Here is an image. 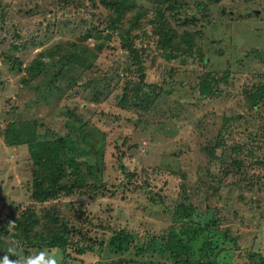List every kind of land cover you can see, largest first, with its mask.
<instances>
[{
  "label": "rangeland",
  "instance_id": "1",
  "mask_svg": "<svg viewBox=\"0 0 264 264\" xmlns=\"http://www.w3.org/2000/svg\"><path fill=\"white\" fill-rule=\"evenodd\" d=\"M138 2L141 3L140 0ZM56 8L53 0H0V196L9 194L18 203H23L26 200L25 182L31 180L28 168L47 154L53 156V164L68 170L64 165V149L40 143L55 136H67L73 132L74 126L85 123V130L96 134L95 138L104 134L103 147L100 146L102 172L93 186H74L73 193H63L48 201L70 218L75 227L83 226L89 230L96 242L95 248H101L99 252L87 249L81 254L69 249L71 264H124L119 263L122 258L170 262V257L163 254L157 244L158 252L150 249L143 255H137V248L148 235L166 234L170 226L182 235L186 227L189 230L203 227L212 216L222 217L217 224L218 231H214L217 235H210L222 247L215 264H259L260 257L264 256V179L258 183L263 189L259 190L258 201L245 193V200L236 204L237 218L232 216L236 212L235 207L225 208L231 199L215 201L218 213L214 205L209 207L206 201H201L203 193H200L202 186L199 184L198 166L202 167L208 157L201 150L205 137L198 119L202 113L209 114L203 123L214 127L216 122L220 125L227 118V127L231 125L244 134L254 133L256 122L260 120L251 117L243 96L203 98L198 95V84L204 69L229 68L240 78V82L236 81L235 87L230 89L231 95L237 94L236 86L249 85L255 78L247 72L256 73L257 69L264 68V60L260 61L256 54L245 56V52L251 49L264 55V0H218L211 6V16L208 17L211 23L203 25L204 21H199L196 28H201L203 32L206 64L197 56L183 52L158 55V43L152 45L153 39L145 24L138 26L142 33L137 29L132 31L133 35H137L134 46L144 47L140 50L144 83L154 87L152 90L155 92L151 105L146 109L138 106L139 111L142 109L140 116L118 105L116 94L121 93L125 80L123 68H128L131 61H128V53L123 49L117 33L106 36L110 31L102 28V31L93 30L92 36L85 39L86 36H79L76 27L66 30L58 21L60 16L78 19L83 12L74 14L79 10L71 7L72 12L67 10L66 14H62L57 13ZM187 28L194 29L193 26ZM177 30H184V27ZM68 35L73 38L69 39ZM148 42L151 46H147ZM15 43L19 47L11 48ZM77 46L79 56L75 63L84 70L77 74L74 68L68 69L66 75L77 74V78L71 89L58 93L52 89L51 80L73 56ZM218 48L223 53H219ZM13 60L21 64H14ZM30 61L40 64L34 77H31L34 70L31 72L28 65ZM110 71L115 79L109 77ZM98 76L111 79L113 84L107 97L92 101L87 96L91 91L86 83ZM131 79L138 86L144 85L139 82L137 69ZM237 115L241 117L237 118ZM129 117L136 119L130 121ZM24 132H34L39 143L32 146L19 143ZM72 136L75 137V134ZM256 145L261 147L255 148V154L262 153L264 144ZM73 158H78L75 159L77 167L79 165L78 173L85 171L88 164H83L86 160L84 156L73 154ZM119 164L127 172L138 174L137 180L133 181L135 187L132 183L122 187L125 180ZM166 165H171L170 171L174 173L162 171L160 175L151 174L152 168L162 169ZM142 169L149 173L150 185L157 184L158 190L162 187L161 196L165 200H152L147 191L138 187L143 176ZM217 170L218 160H214L209 172L212 174ZM178 172H182L185 178H181ZM257 174H264V169ZM182 181L194 186V189L188 190L189 202L197 209L192 221L178 213L173 217L170 212L174 202L182 201ZM73 183L77 185V181ZM0 209L5 215L2 201ZM124 228L133 232L135 242L129 250L113 253L108 242L114 231ZM224 233L228 234L227 237ZM188 234L192 238L194 258L197 259L198 248L205 241L207 232ZM79 240L84 245L89 244L87 237ZM55 249L63 259L61 251Z\"/></svg>",
  "mask_w": 264,
  "mask_h": 264
},
{
  "label": "trees",
  "instance_id": "2",
  "mask_svg": "<svg viewBox=\"0 0 264 264\" xmlns=\"http://www.w3.org/2000/svg\"><path fill=\"white\" fill-rule=\"evenodd\" d=\"M140 1L141 3L138 0H53V4H57V13L66 14L67 10H71L72 12L71 7L79 10L75 13L73 12L74 14L83 12L75 20H72L68 16L58 17V21L66 30L76 27L79 36H86L87 38L85 39L92 36L93 30L102 31V28H106L111 32H107L106 36L111 37L112 34L117 33L123 49L128 53V61H131L128 68H123L125 80L122 84L121 93L116 94L119 98L118 105L130 111V113H136L139 116L142 109L140 108L139 111L138 106L140 105L143 109H146L151 105L155 98V92L152 90L154 87L151 88L150 84L144 83L145 73L140 58V50H143L144 47L137 48L134 46V37L137 35H133L132 31L137 29L142 33L138 26L145 24L151 35L150 38L153 39L152 45L155 43L159 45L155 44L159 47L156 48L159 51L158 55L165 52H169L168 55L183 52L197 56L200 61L206 64L207 55H205L202 46L203 32L201 28H196L199 21H204L203 25L208 22L211 23V20L208 18L211 16V6L217 3L218 0H191V3H189V0ZM33 14H35L34 11ZM44 20L47 19L44 18ZM188 26H193L194 29L189 30ZM179 27H184V30L178 31ZM15 32H13L12 37H14ZM1 33L2 25L0 24ZM68 36L69 39L73 38L72 35ZM147 46H151V43L148 42ZM18 47L16 43L11 46V48L16 49ZM78 49L79 46L75 48L73 56L67 59L66 63L56 72L51 80L52 89L57 90L58 93L65 92L68 88L71 89V85L75 82L77 74L84 70V67L75 63L76 57L79 56V53H77ZM217 51L223 53L220 48ZM251 54H256V57L260 61L264 60V55L256 51V49L245 52V56H250ZM13 61L14 64H21L15 60ZM28 65L32 69L31 72L34 70L35 73L31 74V77H34L38 73L40 64L37 65L33 61H30ZM73 68L77 74L71 75V77L66 75V71L68 69L73 70ZM136 69L139 82L144 83L143 86L147 87V89L143 86H138L131 79V76L135 75ZM203 71L205 72H203L198 84L199 96L208 98L213 96L233 97L234 95H241L245 100V105L251 111V117L260 120L256 122L257 125L254 133L247 132L244 134L243 131L232 128L231 125L227 127L226 123L229 122L227 118H224L220 125L216 122L214 127L203 123L209 114L202 113L198 119L202 125L201 127L204 129L205 137V144L201 147V150L208 157L202 167L198 166L200 167V172L198 173L199 184L202 186L200 193H203L200 196V200L206 201L209 207L214 205L216 213H218L215 201L219 199H231L232 201L228 202L225 208L230 209L235 207L236 212L232 216L237 218L238 209L236 204L245 200V193L252 195L258 201L259 190L262 189L258 183H262L261 180L264 179V174H257L258 171L264 169V151L259 154H255L254 152L255 148L261 147L260 145H256L257 143L264 144V68L257 69L256 73L247 72V74L255 76L254 80L249 85H241L239 83L240 85L236 86L238 93L232 95L230 89L235 87L236 81L240 82L238 75L234 74L229 68L222 70L214 68L212 70L204 69ZM109 77L115 79L111 71ZM111 79L98 76V78L89 80L86 86L91 91L87 94L90 100L97 101L100 98L107 97L109 94L108 90H111L113 84ZM236 117L239 118L241 115H237ZM128 119L132 121L136 118L129 117ZM84 125L85 123H81L80 126H74L73 132H70L67 136H55L50 139H44L45 142L42 141L40 143L64 149L66 156L64 165L68 170H65L64 166L61 167V165L53 164V156L47 154L37 164L32 163L28 168L31 180L25 182L26 200L23 203H18L9 194L0 196V201H2L5 207L4 210H6L5 215L0 212V257L5 254L4 249L7 247V241L12 238H16L24 244L26 254L44 247L59 249L63 254V264H71L68 259L70 256L69 249H73L79 254L87 249L101 251L100 247L95 248L96 242L94 241V237L90 236L89 230L84 229L83 226L80 228L75 227L71 223L70 218L61 212L55 204L48 202L54 200L60 194L73 193L75 190H73L74 186L76 188L84 185L93 186L95 179L102 172L103 160L100 152L103 147L104 134L95 138L96 134L91 133L88 129L86 131ZM72 134H75V137ZM36 140L34 132H24L21 135L19 143L32 146L38 142ZM217 151H219L218 156L216 155ZM73 154L84 156L86 160L85 162L83 160V164H88L85 171L78 173L79 165L77 167L78 163L76 161L78 158H73ZM214 160H218V170L216 173L211 174L209 170ZM119 165L125 180L122 183V187H128L131 183L135 187L133 181L137 180L138 174L135 171L127 172L122 164ZM170 167L171 165H166L162 169L152 168L151 174L160 175L162 171L174 173L173 170L170 171ZM145 170L142 169L143 176L140 178L141 183L138 187L147 191L152 200L155 198L160 201L165 200L161 196L163 195L161 194L162 187L158 186V190L157 184L155 186L150 185V175ZM178 175L181 178H185L182 172H178ZM143 177L145 178L143 179ZM69 181H72V183L68 184ZM76 181L77 185H73V182ZM180 188L182 190V201L178 203L174 202L170 212L173 217L178 213L184 219L192 221V215L197 209L192 202H189L191 198L188 190L189 188L194 189V186L192 183L186 185L182 181ZM91 190L95 191L94 188ZM207 210L210 212V208ZM221 220V216H212L207 222H204L203 227L198 226L190 230L186 227L185 231L181 233L182 235H178L175 232V227L170 226L166 234L161 236H146L147 239L137 248V255H143L145 251L150 249L158 252L156 247L159 246L160 251L170 257V262L161 260L139 261L122 258L119 259V263L215 264V258L222 250V247L219 241H213L210 235L211 233L213 236L217 235L214 231H218L217 224ZM10 221H15V228L11 233L8 230ZM203 230H206L207 235L205 241L198 248V258L195 259V252L191 247L192 238L189 237L188 233L195 235ZM185 234L186 237H183ZM223 235L227 237L228 234L224 233ZM81 237H87L89 244L84 245L80 243L79 239ZM231 239L235 242L234 238ZM134 242L135 236L133 232L124 228L114 231L108 245L113 253H119L129 250ZM258 262L259 264L264 263V256L260 257Z\"/></svg>",
  "mask_w": 264,
  "mask_h": 264
},
{
  "label": "clouds",
  "instance_id": "3",
  "mask_svg": "<svg viewBox=\"0 0 264 264\" xmlns=\"http://www.w3.org/2000/svg\"><path fill=\"white\" fill-rule=\"evenodd\" d=\"M15 228V221L8 224L9 233ZM5 254L0 264H63V259L55 248L44 247L34 253H27L23 243L12 238L7 241Z\"/></svg>",
  "mask_w": 264,
  "mask_h": 264
}]
</instances>
